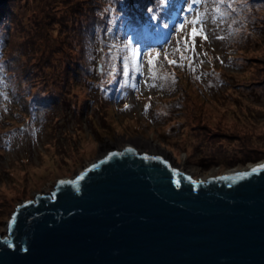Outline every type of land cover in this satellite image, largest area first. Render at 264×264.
Returning a JSON list of instances; mask_svg holds the SVG:
<instances>
[{"label":"rangeland","instance_id":"1","mask_svg":"<svg viewBox=\"0 0 264 264\" xmlns=\"http://www.w3.org/2000/svg\"><path fill=\"white\" fill-rule=\"evenodd\" d=\"M188 3L9 0L0 9V233L19 205L129 139H153L209 178L264 162V0H205L192 13ZM200 13L207 40L197 37L183 67L170 65L165 53L178 60L192 27L177 26ZM126 44L140 49L142 74L123 85Z\"/></svg>","mask_w":264,"mask_h":264},{"label":"water","instance_id":"2","mask_svg":"<svg viewBox=\"0 0 264 264\" xmlns=\"http://www.w3.org/2000/svg\"><path fill=\"white\" fill-rule=\"evenodd\" d=\"M127 148L135 152L106 159ZM110 153L78 188L57 183L16 208L13 229L0 233V264H264V172L214 179L264 162L209 178L176 168L167 153Z\"/></svg>","mask_w":264,"mask_h":264},{"label":"snow or ice","instance_id":"3","mask_svg":"<svg viewBox=\"0 0 264 264\" xmlns=\"http://www.w3.org/2000/svg\"><path fill=\"white\" fill-rule=\"evenodd\" d=\"M161 2L163 4H167L168 0H161ZM202 2H205V0H190V3H188L185 11H187L189 13L196 11L193 8V5H198V4H201ZM233 2H234V0H233ZM219 3L225 4L226 0H219ZM228 6L230 7V5H228ZM149 11L151 12V11H153V9L150 8ZM216 11L219 12L220 11L219 8H217ZM223 15L224 14L221 13V16H223ZM152 18L156 19V17H152ZM206 22H207V20L205 18V15L203 13H200V14L196 15V17L194 19H185L182 23H180L177 26V31H183L185 29L186 25L189 23L191 24L192 27H191V30L186 33L185 38L177 41L175 51L180 53L178 60L177 59H168V55H167V53H165L164 59L167 60V62L170 65H177V66L183 67L184 66V60L185 59L190 60V58L186 57L183 53L189 52V51H191L193 53L195 52L197 37H201L203 40H207L208 37L204 33V27H203ZM164 27H168V25L165 24ZM181 45L183 46V52H181ZM125 48L127 49V52L122 57V64H123L122 73H123V76L125 78L123 80V85H128L129 79L135 80L136 74H142V64H141L142 53L138 47L133 48V47H131L130 44H126ZM159 57H160V53L156 52L148 60L151 78L156 77V72L154 71V68L156 66V61L159 59ZM189 66L191 67V62L189 64ZM193 71H194V69H193ZM153 86H155V85H153ZM134 152H135L134 149L127 148V149H125L124 153H118V152L110 153L106 159H111V158H114L117 156H122V155H125L126 153L132 154ZM143 159L162 161V158L159 156L149 157V156L145 155L143 157ZM104 162L105 161H101L100 163H104ZM162 162L167 163L166 161H162ZM97 167H98V165L93 164L92 167L87 169L86 171H92L93 169H95ZM172 171H173L174 175H177V170L173 169ZM261 172H264V165H258L256 167H253L250 171L238 172V173H235L234 175L221 176V177H216L214 179L220 180V181H227V182H231V183H236L239 180H242L244 178L250 177V176L255 175V174H259ZM84 176H85V173H81L73 181H59L58 187L63 186V185H67V184H71L73 187L78 188L79 182L84 179ZM186 179L189 182H191L194 186L197 185L198 183H202V182H197V181L193 180L191 177H187ZM174 182L177 185L180 184L179 179H176ZM55 196H56V193L53 192L51 198H55ZM29 203H32V202H29ZM15 223H16V215L14 214L12 219L9 221V224H8V228H9L10 232L13 229V226Z\"/></svg>","mask_w":264,"mask_h":264},{"label":"bare ground","instance_id":"4","mask_svg":"<svg viewBox=\"0 0 264 264\" xmlns=\"http://www.w3.org/2000/svg\"><path fill=\"white\" fill-rule=\"evenodd\" d=\"M127 142V147H132L133 145H131V144H143V145H145V147L146 148H149V149H151V150H155V151H159V152H162V151H160V149H159V145H158V143L156 142V141H154L153 139H148V140H141V139H129V140H127L126 141ZM108 143H105V145H107ZM108 145H110L111 146V144H108ZM113 146V145H112ZM112 151L113 150H118L119 148H110ZM163 153H166V152H163ZM259 163H261V162H259ZM175 166H176V168H178V169H181V170H185L184 168H182L181 167V165H176V164H174ZM185 171H187V170H185ZM232 171H235V169H233V170H230V171H227V173H229V172H232ZM226 174V173H225Z\"/></svg>","mask_w":264,"mask_h":264}]
</instances>
